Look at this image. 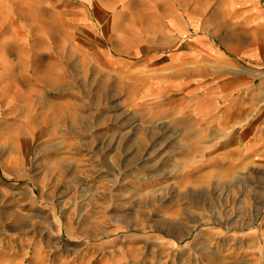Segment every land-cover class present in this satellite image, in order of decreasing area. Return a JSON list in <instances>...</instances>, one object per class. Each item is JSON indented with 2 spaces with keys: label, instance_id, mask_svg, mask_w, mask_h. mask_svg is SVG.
Listing matches in <instances>:
<instances>
[{
  "label": "crops",
  "instance_id": "1",
  "mask_svg": "<svg viewBox=\"0 0 264 264\" xmlns=\"http://www.w3.org/2000/svg\"><path fill=\"white\" fill-rule=\"evenodd\" d=\"M83 5L89 15L82 17ZM66 11L73 30L82 19L100 20L112 52L141 60L142 91L156 92L143 93L146 105L168 98L147 116L169 124L158 136L163 146L143 141L137 158L149 172L137 185L153 188L142 202L154 203L158 220L126 248L119 230L97 229L90 201L95 226L87 244H75L77 263L244 264L249 254L250 264H264V0H0V64L11 63L23 13L39 22ZM134 11L142 17L136 24L121 19ZM172 139L179 145L165 147ZM113 208L122 217V207ZM25 256L23 246H0V264H25Z\"/></svg>",
  "mask_w": 264,
  "mask_h": 264
},
{
  "label": "rangeland",
  "instance_id": "2",
  "mask_svg": "<svg viewBox=\"0 0 264 264\" xmlns=\"http://www.w3.org/2000/svg\"><path fill=\"white\" fill-rule=\"evenodd\" d=\"M81 13L89 15V5ZM139 14L121 19L136 24ZM69 15L37 22L23 13L12 35L11 63L0 64V246L26 248L25 264H55L57 256L59 264H79L75 244H87L95 226L90 201L97 229L119 230L126 248H135L142 227L152 229L158 220L154 203L142 202L153 188L137 185L149 174L137 158L143 141L148 148L163 146L158 136L169 124L147 116L168 98L146 105L143 93L156 92L142 91L141 60L112 52L100 20L89 16L73 30ZM24 21L29 25L20 27ZM169 141L179 145L172 139L165 147ZM118 196L128 201L110 202ZM116 205L120 218H114ZM193 251L199 257L196 245ZM247 257L244 264L251 262Z\"/></svg>",
  "mask_w": 264,
  "mask_h": 264
}]
</instances>
